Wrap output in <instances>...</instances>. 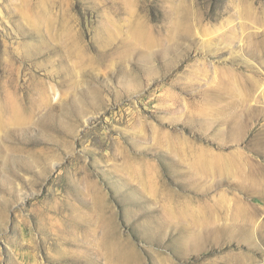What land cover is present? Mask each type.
Wrapping results in <instances>:
<instances>
[{"label":"rangeland","instance_id":"374dc122","mask_svg":"<svg viewBox=\"0 0 264 264\" xmlns=\"http://www.w3.org/2000/svg\"><path fill=\"white\" fill-rule=\"evenodd\" d=\"M0 264H264V0H0Z\"/></svg>","mask_w":264,"mask_h":264}]
</instances>
